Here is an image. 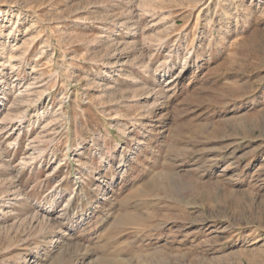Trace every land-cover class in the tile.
Here are the masks:
<instances>
[{"label": "rangeland", "instance_id": "374dc122", "mask_svg": "<svg viewBox=\"0 0 264 264\" xmlns=\"http://www.w3.org/2000/svg\"><path fill=\"white\" fill-rule=\"evenodd\" d=\"M0 264H264V0H0Z\"/></svg>", "mask_w": 264, "mask_h": 264}]
</instances>
